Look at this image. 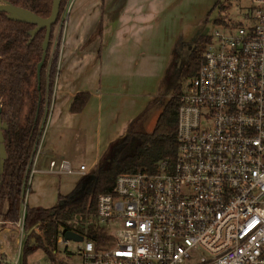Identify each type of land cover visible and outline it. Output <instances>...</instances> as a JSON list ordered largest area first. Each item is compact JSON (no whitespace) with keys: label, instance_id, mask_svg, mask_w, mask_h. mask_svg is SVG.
Wrapping results in <instances>:
<instances>
[{"label":"built area","instance_id":"1","mask_svg":"<svg viewBox=\"0 0 264 264\" xmlns=\"http://www.w3.org/2000/svg\"><path fill=\"white\" fill-rule=\"evenodd\" d=\"M244 18L211 35L197 75L183 88L175 163L162 161L156 174H120L113 193L97 200L102 240L60 233L55 261L35 264H264V0H251ZM59 169L70 172L64 161ZM24 217L11 264L22 254ZM8 236L0 228L4 247Z\"/></svg>","mask_w":264,"mask_h":264},{"label":"trees","instance_id":"2","mask_svg":"<svg viewBox=\"0 0 264 264\" xmlns=\"http://www.w3.org/2000/svg\"><path fill=\"white\" fill-rule=\"evenodd\" d=\"M220 1L217 0L214 8L219 7L223 11L225 5ZM0 2L28 9L42 18L50 16L53 6V0ZM70 2L61 0L60 13L52 27L50 45L41 70L40 88L37 65L41 60L46 30H40L29 42V32L35 25L11 21L6 13H0V105L2 119L8 125L4 131L7 159L1 178L0 219L6 226H16L24 213L23 264H27V259L38 251L54 262L56 238L63 232L75 231L88 240L101 241L105 233L95 220L97 200L100 195L113 193L117 177L123 173L156 174L162 161L169 165L175 163L179 147L178 110L183 88L197 75L203 53L212 39L210 34L199 35L195 48L181 68H176L178 61L171 71L168 68L162 82L161 97L169 92L171 96L164 103L158 97L153 102L158 105L161 101L163 105L151 132L137 128L146 115V112L142 113L123 136L111 142L105 154L71 193L59 195L52 208H30L25 203L27 184L50 115L58 74L63 14ZM215 24L226 25L222 20H216ZM175 53L178 58V49ZM89 99L88 93L78 94L71 112H82ZM35 228L39 229V234L34 232Z\"/></svg>","mask_w":264,"mask_h":264},{"label":"crops","instance_id":"3","mask_svg":"<svg viewBox=\"0 0 264 264\" xmlns=\"http://www.w3.org/2000/svg\"><path fill=\"white\" fill-rule=\"evenodd\" d=\"M183 0H71L64 17L48 126L30 187V208H52L73 191L109 144L123 136L151 104L175 51L185 43ZM217 0H208L200 10ZM72 3V5H71ZM180 52V51H179ZM151 75V76H150ZM80 93L90 99L80 113ZM67 130L64 137L48 132ZM78 139L87 172L75 166ZM55 161L53 169L50 163ZM65 162L70 172H61ZM9 234L13 228H5Z\"/></svg>","mask_w":264,"mask_h":264},{"label":"rangeland","instance_id":"4","mask_svg":"<svg viewBox=\"0 0 264 264\" xmlns=\"http://www.w3.org/2000/svg\"><path fill=\"white\" fill-rule=\"evenodd\" d=\"M206 2H208V0H183V2H182V8H184V9H182V12L185 14V18H186V23L183 25L184 28H183L182 34H183V38L185 40L184 44L187 45V47H191L195 43V41L199 35H202V34L203 35H205V34L213 35L216 31H222V32L227 31L228 30V28H226L227 26H229L230 28H234V27L239 26L241 24H245L246 21H245L244 16H245L248 8L251 6V0H221L220 4L225 5V9L223 11H221L219 9V7L214 8L215 4L211 5L210 8H205L204 10L199 11V8H201L202 4H205ZM71 5H72V3H71ZM67 9L65 10V13L63 14V18L66 15ZM216 20H222L225 22L226 25H218L217 26L215 24ZM180 49H181V47L179 48V51H180ZM178 59H180V61H181L180 63H179ZM186 59L184 58L182 61V57L178 56V58H177V53H174V56H173L172 61L170 63V71L175 67V61H178L176 68H179V67L181 68V66L183 65V63L185 62ZM165 75H166V73H165ZM165 75H164L162 80H164ZM162 82H160V86L156 91L157 96H158V98L157 97L156 98L161 99V101H163V103H164L165 101H167L170 98L171 92H169L165 96L161 97V93L163 92ZM159 94H160V96H159ZM161 101H160V104H158V105H155V103H151L142 112V113L146 112V115L143 118V120L140 122V124H138V127H137L138 129H143L147 132H151L153 130V128L155 126V122L157 120V117H158V115L162 109L163 103H161ZM25 103H28L27 100L25 101ZM26 108H27V106L25 107V110H26ZM48 132L52 133L56 136L58 134H61L64 137L71 134L67 130L54 131L53 128L50 126L48 127ZM71 140L73 142H75V145H76V152L77 153H76V157H75V166L78 169L80 164L85 162V159L82 156L83 147L81 145V141L78 140L77 138L76 139L71 138ZM107 149L105 150V152L107 151ZM105 152L103 153V155L105 154ZM3 209L5 210V208H3ZM86 225L88 226V224H86ZM87 226H86V228H87ZM0 228H13V230H14V232H12V234H9V236H8V242L6 244V247H4V245L0 244V261L4 264H11L10 255H14L15 259H17V257H18V253H17L18 243H17V233H16L17 232V225L11 226V227L6 226L3 224L2 220L0 219ZM77 246H78L77 244L72 242L68 246V251L71 254H74ZM63 252H64V248H59L58 249L59 254L57 256H59ZM69 258L73 261H79V257H77V256H69ZM46 260H47V258L43 254V252L38 251L34 255H32L31 257H29L27 259V264H35L37 262H46ZM23 261H24V259H23V253H22L20 260H19V264H23Z\"/></svg>","mask_w":264,"mask_h":264},{"label":"water","instance_id":"5","mask_svg":"<svg viewBox=\"0 0 264 264\" xmlns=\"http://www.w3.org/2000/svg\"><path fill=\"white\" fill-rule=\"evenodd\" d=\"M60 5H61V0H53V6L50 16L47 18H42L28 9L17 7L7 2H0V13H6L7 18L9 20L35 25V28L29 32L30 35L29 42H31V40L36 36V34L40 30L42 29L46 30L45 39L42 44L43 52H42L41 60L37 65V80L39 85L38 88H40L41 70L45 63L47 51L50 45L52 27L56 24L58 20V16L60 13ZM1 112H2V108L0 105V190H1V178L4 172L5 161L7 159L4 131L8 129L7 123L4 122L2 119ZM65 238L67 240H72L76 242H82L84 240V237L82 235L74 231H67L65 233ZM0 264L2 263L0 262Z\"/></svg>","mask_w":264,"mask_h":264},{"label":"flooded vegetation","instance_id":"6","mask_svg":"<svg viewBox=\"0 0 264 264\" xmlns=\"http://www.w3.org/2000/svg\"><path fill=\"white\" fill-rule=\"evenodd\" d=\"M194 48H195V43L191 47H187V45L182 44V47L180 49V57H182V61L184 58L186 59L188 56H190V54ZM180 62L181 61L179 60V63Z\"/></svg>","mask_w":264,"mask_h":264}]
</instances>
